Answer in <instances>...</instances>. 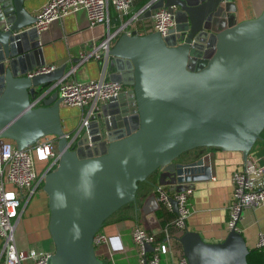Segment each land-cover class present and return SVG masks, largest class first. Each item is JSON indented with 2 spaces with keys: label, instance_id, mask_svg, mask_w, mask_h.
<instances>
[{
  "label": "water",
  "instance_id": "water-1",
  "mask_svg": "<svg viewBox=\"0 0 264 264\" xmlns=\"http://www.w3.org/2000/svg\"><path fill=\"white\" fill-rule=\"evenodd\" d=\"M24 1L0 0V137L18 149L56 137L59 161L42 184L54 245L49 264H105L94 236L113 213L135 201L138 183L156 173L157 184L182 191L211 177L204 158L180 160L183 154L212 147L247 156L260 138L264 8L255 18L235 22L229 0L155 1L143 17L169 8L175 22L169 35L133 30L108 50L109 79L128 88L130 102L120 94L68 138L57 90L49 96L43 91L64 75V66L28 76L45 61L32 27L36 16ZM68 139H76L73 149ZM170 202L176 213V200ZM158 206L153 193L142 211ZM178 241L188 264H248L250 249L233 228L219 242H205L190 230ZM143 247L153 250L152 244Z\"/></svg>",
  "mask_w": 264,
  "mask_h": 264
},
{
  "label": "built area",
  "instance_id": "built-area-1",
  "mask_svg": "<svg viewBox=\"0 0 264 264\" xmlns=\"http://www.w3.org/2000/svg\"><path fill=\"white\" fill-rule=\"evenodd\" d=\"M136 0H46L36 12V21L32 27L38 33L46 30L54 21H60L66 15L84 10L90 27L106 24L108 32L89 52L81 54V62L89 58L104 61L100 77L86 81L70 79L75 73L73 66L67 74L51 84L56 89L61 103L81 109L78 126L68 138L76 137L89 122L96 118L103 104L120 96L125 88L118 81L106 77V66L109 60L108 50L122 33L138 34L150 31L158 32L162 37L169 35L174 28L173 12L166 7L151 10V27L146 31L140 23L143 15L157 0H149L144 6L133 10ZM57 68L55 65H44L30 72L28 76L48 73ZM37 105V104H36ZM70 149L75 147L76 139H68ZM60 154L57 150V139L43 136L37 142L23 149H18L14 142L0 137V238L3 239L4 264H49L51 251H38L33 248H19L14 240V231L21 215V209L42 187L44 177L58 164ZM260 156L248 153L241 166L231 177L232 193L226 206L228 213L226 227L237 229L242 212L247 207H257L264 203V164ZM37 162L43 166L38 169ZM42 190V188H41ZM154 194L158 203L167 211L172 210L170 198L177 202V212L169 224L175 227L172 236L165 229L167 238L156 241L153 233L145 226L136 225L132 230V239L138 248L139 264H161V256L171 252L170 238H178L186 229V219L191 213V187L175 191L167 186L157 184ZM107 236L97 232L94 246L107 243ZM179 242V241H178ZM144 243L152 244L153 250L146 251ZM255 248L264 254V231L257 235ZM172 264H188L183 252Z\"/></svg>",
  "mask_w": 264,
  "mask_h": 264
},
{
  "label": "crops",
  "instance_id": "crops-1",
  "mask_svg": "<svg viewBox=\"0 0 264 264\" xmlns=\"http://www.w3.org/2000/svg\"><path fill=\"white\" fill-rule=\"evenodd\" d=\"M45 1L25 0L24 5L29 12L35 15ZM229 1L235 6V22L255 18L264 8V0ZM140 23L143 31L150 30V17L142 18ZM108 30L106 24L90 27L84 10L75 11L60 21H54L46 30L39 33L45 65H55L57 68L64 66V75L76 66L75 73L69 75V78L79 81L100 77L104 61L89 58L81 62L80 58L82 53L89 52L93 45L104 38ZM112 71L113 68L108 62L107 78ZM51 84L54 82L43 88V91L48 89L46 96L56 90H49L48 86ZM127 94L128 88L125 87L121 93L122 99L130 102V95ZM59 108L63 130L71 135L79 124L81 109L62 103ZM249 153L259 155L260 162L264 164V129ZM200 157L204 158L205 164L211 166V177L208 180L189 184L192 189L191 213L186 219L185 230L198 232L205 242H219L226 237L229 231L226 227L228 218L226 206L232 193L231 177L247 156L238 151L201 147L186 152L180 160L188 161ZM42 166V162H37L38 169ZM156 185L157 177L145 186L142 194L135 201L136 203L114 213L99 230L107 236L108 242L95 246V250L98 258L105 264H139L138 248L131 234L136 225L145 226L154 234L156 241L166 240L165 229L171 236L175 234V227L169 224V220L166 222V216L173 214L174 211H166L159 203L158 208L152 212L143 213L142 211L146 200L153 195ZM48 219L47 197L40 189L21 209L16 228L18 226L22 233L15 241L17 246L23 249L33 248L38 251L53 252L54 245L48 232ZM237 229L243 235L248 248H255L258 233L264 231V203L257 207L245 208L238 221ZM172 237L170 238L171 252L161 256V264H172L182 253L181 244ZM4 260L3 239L0 238V264H4Z\"/></svg>",
  "mask_w": 264,
  "mask_h": 264
},
{
  "label": "trees",
  "instance_id": "trees-1",
  "mask_svg": "<svg viewBox=\"0 0 264 264\" xmlns=\"http://www.w3.org/2000/svg\"><path fill=\"white\" fill-rule=\"evenodd\" d=\"M149 0H137L135 3H134V6H133V10H137L139 8H141L142 6H144ZM155 177H157V174L156 173H153L152 175H150L145 181L143 182H140L138 183V189H137V193H136V199L135 201L138 199V197L142 194L143 192V189L145 188V186L149 183H152L155 179ZM131 202L129 204H126L124 205L123 207H121L120 209L122 208H125L129 205H133L134 203L136 202ZM119 209V210H120ZM119 210H117L115 213H117ZM167 211V210H166ZM170 212V211H168ZM172 212V211H171ZM114 214V213H113ZM112 214V215H113ZM111 215V216H112ZM169 215V214H168ZM175 213L173 212V214L169 215V216H166V222L169 220H171L173 217H174ZM110 216V217H111ZM109 217V218H110ZM108 218V219H109ZM107 219V220H108ZM106 220V221H107ZM105 221V222H106ZM247 262L248 264H264V254H262L261 251H259L257 248H252L250 249L249 251V254L247 256Z\"/></svg>",
  "mask_w": 264,
  "mask_h": 264
},
{
  "label": "rangeland",
  "instance_id": "rangeland-1",
  "mask_svg": "<svg viewBox=\"0 0 264 264\" xmlns=\"http://www.w3.org/2000/svg\"><path fill=\"white\" fill-rule=\"evenodd\" d=\"M49 136H53V135H49ZM3 138H5V137H3ZM5 139L10 140V139H8V138H5ZM10 141L14 142L13 140H10ZM41 188H42V187H41ZM41 188H39L38 190L40 191ZM111 217H112V216H111ZM21 233H22V232H21L20 228L17 226V228H16L15 231H14V238H15V241L18 240V237L20 236Z\"/></svg>",
  "mask_w": 264,
  "mask_h": 264
}]
</instances>
